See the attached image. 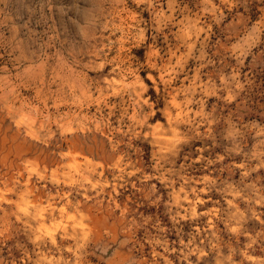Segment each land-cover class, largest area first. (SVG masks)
Returning <instances> with one entry per match:
<instances>
[{
    "label": "rangeland",
    "instance_id": "374dc122",
    "mask_svg": "<svg viewBox=\"0 0 264 264\" xmlns=\"http://www.w3.org/2000/svg\"><path fill=\"white\" fill-rule=\"evenodd\" d=\"M0 264H264V0H0Z\"/></svg>",
    "mask_w": 264,
    "mask_h": 264
}]
</instances>
